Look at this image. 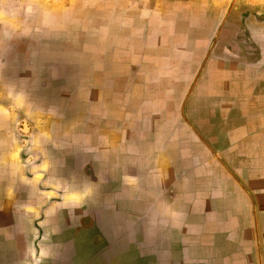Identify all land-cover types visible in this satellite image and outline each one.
Listing matches in <instances>:
<instances>
[{"label": "crops", "instance_id": "obj_1", "mask_svg": "<svg viewBox=\"0 0 264 264\" xmlns=\"http://www.w3.org/2000/svg\"><path fill=\"white\" fill-rule=\"evenodd\" d=\"M77 1L0 0V264H264V0H123L156 22L151 52L76 56L57 37ZM81 62L87 109L49 108Z\"/></svg>", "mask_w": 264, "mask_h": 264}, {"label": "rangeland", "instance_id": "obj_2", "mask_svg": "<svg viewBox=\"0 0 264 264\" xmlns=\"http://www.w3.org/2000/svg\"><path fill=\"white\" fill-rule=\"evenodd\" d=\"M76 3L77 5H73V6L70 5L63 6V14L61 20L63 21V24L65 23L67 30L63 32L64 34L62 36L57 37L58 41L63 43L67 42L69 45L71 43L70 40H72L75 49L74 54L76 56L82 54L83 44H89L91 42H93V44H97L100 45L101 47H104V50L110 49L112 47L115 48L126 47L127 44H129L131 47L137 50H143L144 53H147V52H151L150 48H152L154 42H157L160 39V37L157 38V35H155L153 31V28L157 27L156 22H154L153 19H151L148 16L147 11L142 12L137 9L135 10L134 7L135 4L129 3L125 6L123 0H85V1L79 0ZM73 18L78 19L77 22L75 23L70 22V20ZM86 23H88V26ZM249 27L251 28L252 33L258 32L257 29L255 30V28H257L256 26H252L249 24ZM45 36L51 37V34L49 32H46ZM99 41H101L102 44H99ZM109 43L112 44L107 45ZM191 47L193 50V54L202 52V55L200 57L201 60L199 59L200 61L196 60L193 63H191L192 66L191 70L194 73L196 70L200 69L201 65L204 66L206 59L205 60L203 59V56H205L204 51H202L201 49H198V51L193 49L194 44L191 45ZM54 48L59 50L61 54H64L67 52L69 47L66 48L63 45H60ZM167 48L173 54H175V50H177L176 47L171 44ZM161 51L167 52V49L163 48L161 49ZM178 54L179 52L176 51V55ZM182 54L183 52L181 51V55ZM182 57H187V56L182 55L181 58ZM216 58L221 59L218 52H214V56L212 57L213 61H217ZM176 59L178 60L179 58L176 57ZM79 64H80L79 65L80 73H78V75H74V77H69V78L63 76L62 79L58 82V84L62 88L68 90V93L64 90V93L62 95L44 96V99L46 100L49 108L51 105L59 102L58 103L59 105H62L64 103V106L66 108L71 106L72 104L74 105L73 107L77 106L81 114L84 112V109H87L88 99L86 95L87 94L86 90L88 88H93V87L97 89L100 86V84L94 78H91L89 76H82L83 74H86V72L83 73V71L87 63L81 62ZM221 68L222 67H220L219 64L217 63L214 66V71L212 75L215 76L216 73L218 72V74L221 73L223 78H225L227 75V70L225 69L222 71ZM232 69L233 67L230 68L229 70L233 71ZM235 69L246 71L247 67L244 62H240V64L237 65ZM211 80L212 77H209V79L207 78L208 84L211 82ZM214 85L215 84H213L212 86ZM217 90L218 89L216 88H209L210 93L212 91H217ZM67 95L68 97H70L69 101H67ZM14 97L17 101L22 100V96L18 97L14 95ZM209 97H207V100ZM219 98L224 99L223 100L224 102L233 101L231 98H227L226 95H224L223 97L219 96ZM11 99H13L12 96ZM16 100H14L15 103H17ZM11 107H13V105H11ZM44 108L45 109L42 110L43 114H50V115L54 114L53 110H48L46 107ZM27 120H25L24 114L21 109L18 110L14 109L13 111L11 110V121L17 123L15 132L16 134L19 135V136L17 135L19 139L24 138L26 133L29 131V125H28L29 120L28 121ZM15 144L18 143L16 141H12V137H11V145L15 146ZM47 146L48 149L49 147H51L49 143L47 144Z\"/></svg>", "mask_w": 264, "mask_h": 264}]
</instances>
